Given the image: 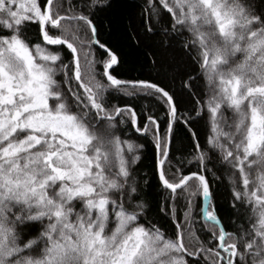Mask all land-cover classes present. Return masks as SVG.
Masks as SVG:
<instances>
[{"label": "snow or ice", "instance_id": "snow-or-ice-1", "mask_svg": "<svg viewBox=\"0 0 264 264\" xmlns=\"http://www.w3.org/2000/svg\"><path fill=\"white\" fill-rule=\"evenodd\" d=\"M113 2L0 0V264H264V0H142V78Z\"/></svg>", "mask_w": 264, "mask_h": 264}, {"label": "trees", "instance_id": "trees-1", "mask_svg": "<svg viewBox=\"0 0 264 264\" xmlns=\"http://www.w3.org/2000/svg\"><path fill=\"white\" fill-rule=\"evenodd\" d=\"M142 0H114L113 7L103 15L102 27L104 29L101 40L108 41L116 51L123 63V75L121 78L143 77L152 71L149 64L145 62L143 49L133 46L128 36L133 27L139 23V12ZM144 172L152 179V185L147 191L148 199L155 201L158 196L156 181L152 178V150L149 146L144 159ZM197 204L204 208V200L197 197ZM213 203L216 204L220 218L228 226L230 217L233 216L229 207V193L223 185H213Z\"/></svg>", "mask_w": 264, "mask_h": 264}, {"label": "water", "instance_id": "water-1", "mask_svg": "<svg viewBox=\"0 0 264 264\" xmlns=\"http://www.w3.org/2000/svg\"><path fill=\"white\" fill-rule=\"evenodd\" d=\"M208 204H209V201H205V200H204V208H205V207H208Z\"/></svg>", "mask_w": 264, "mask_h": 264}]
</instances>
